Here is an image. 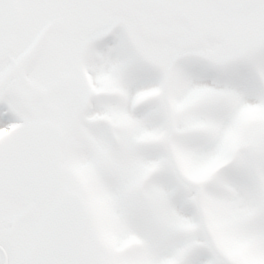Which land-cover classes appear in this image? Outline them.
Instances as JSON below:
<instances>
[{
    "label": "snow or ice",
    "instance_id": "6c2138e0",
    "mask_svg": "<svg viewBox=\"0 0 264 264\" xmlns=\"http://www.w3.org/2000/svg\"><path fill=\"white\" fill-rule=\"evenodd\" d=\"M0 264H264V0H0Z\"/></svg>",
    "mask_w": 264,
    "mask_h": 264
}]
</instances>
